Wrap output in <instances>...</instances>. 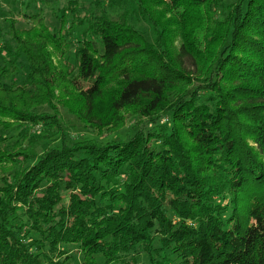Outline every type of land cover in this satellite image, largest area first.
Masks as SVG:
<instances>
[{
  "label": "trees",
  "instance_id": "1",
  "mask_svg": "<svg viewBox=\"0 0 264 264\" xmlns=\"http://www.w3.org/2000/svg\"><path fill=\"white\" fill-rule=\"evenodd\" d=\"M79 2L67 0L57 30L43 11L26 15L31 29L10 22L0 128L21 138L10 145L0 134V264H72L74 254L81 264H138L142 253L150 264H264V0H236L224 21V0H93L87 15ZM138 19L152 25L151 42ZM232 77L244 86L220 89ZM57 104L110 133L126 114L142 121L126 140L70 146ZM37 126L61 146L31 147Z\"/></svg>",
  "mask_w": 264,
  "mask_h": 264
},
{
  "label": "rangeland",
  "instance_id": "2",
  "mask_svg": "<svg viewBox=\"0 0 264 264\" xmlns=\"http://www.w3.org/2000/svg\"><path fill=\"white\" fill-rule=\"evenodd\" d=\"M235 1L236 0H224L223 6L220 7L217 14V18L220 21H224L227 16L225 7L227 5L233 4ZM79 5L81 7L79 15H87L88 13H91L95 10L93 0H80ZM66 6H68L67 0H0V66L4 67L7 64L6 60L8 59L10 60L15 59L14 56L11 57L8 54L7 50H4V47L6 45H8L13 51L14 48L16 47L10 33L11 31L10 22H12V24H14V27H16L17 29H31L35 25L33 24V21H30L26 18V15H33L39 11H43L45 14L44 16L47 25L51 29L54 28L57 30L59 28V20L57 18V14L60 13V10ZM155 10L157 12H162L164 11V7L156 6ZM69 15H70V19L72 20L71 14ZM164 18L169 19L170 15L165 14ZM138 21L139 22H136L135 26L141 32H143L146 38L151 42L154 36L152 25L143 19H138ZM217 28L216 30H218ZM85 30L86 27L78 29V36L80 40L82 39V34L83 32H85ZM224 30L225 32L223 33V35L226 34L227 28H224ZM193 32L195 33V37H196L195 41L197 44L201 43L207 35L205 28H200ZM213 32L214 30H212L211 28L210 35H214ZM224 38L225 36L208 45L205 54L202 55V57H200V59L198 60V68H199L197 69L198 73L201 70L203 73L205 69H206L205 74L208 73L210 67H212V64L214 63V60L218 59L219 50H220L219 48L221 46V43L224 42ZM180 45H181V38L177 37L173 43L174 49L178 51ZM79 47L80 44H78V42L72 45L69 54V60L73 64H75L76 62L75 51ZM22 58L17 59V61L25 64ZM186 62L188 68L193 71V66L191 65V62L189 60H187ZM27 71L28 69L26 65L24 66V71L22 70L19 74H17L14 77V80H16L18 84L23 83V81L26 78ZM195 85H197V83ZM242 85L244 86L243 81H239V80L234 81V78L232 77L231 79H224L222 83H220V89L226 91L231 89L234 90L235 89L234 87H240ZM56 106L59 110L60 121L67 133V144L70 146L74 145L75 143L83 142L86 140H93L97 142V144L100 146H104L110 142L126 140L136 133L138 129L137 128L138 123L142 121L138 117H134L130 114H126V117H124V122L126 124L125 128L118 133H110L108 129H101L99 126L94 127L89 125L85 121L81 120L75 114L70 113L66 108L62 107L60 104H57ZM38 112L40 113L48 112L49 114H54L53 111L48 107L41 108L38 110ZM163 122L168 123V119L165 118ZM28 133L29 135L33 134V137L30 136L31 140L29 141L28 144H30V146L33 147L39 153L43 151L46 145H49L51 147L61 146L60 145L61 140L59 134H57L54 131L49 132L48 130H45L41 126H37L35 128L32 127L31 129H29ZM0 134L4 135L7 138L10 145L14 144L17 140L21 138L20 130L18 128L13 130H6V131H3L2 128H0ZM247 141L250 145H253V141L249 137H247ZM247 201L248 200L242 201L243 208L245 206L250 205V201L249 202ZM155 247H160V242L158 240H156L155 242ZM67 249L69 250L70 253L73 251L75 253L79 252L77 247L71 246V248H67ZM102 259L103 258L101 256L98 257V264H105V262ZM172 260L173 263H177L179 261L174 256H172ZM70 263L81 264V255L74 254V261L72 260ZM137 263L150 264L148 255L145 253L140 254L137 257ZM120 264H135V263L132 260H130V263H120Z\"/></svg>",
  "mask_w": 264,
  "mask_h": 264
}]
</instances>
